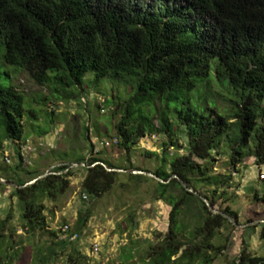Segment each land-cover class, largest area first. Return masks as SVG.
<instances>
[{
	"label": "trees",
	"instance_id": "trees-1",
	"mask_svg": "<svg viewBox=\"0 0 264 264\" xmlns=\"http://www.w3.org/2000/svg\"><path fill=\"white\" fill-rule=\"evenodd\" d=\"M6 67L48 85L59 100L85 98L82 83L88 75L93 84L107 79L129 85L115 124L119 149L128 155L148 134L168 136L160 165L151 172L164 180L176 175L214 207L217 189L231 184L230 174H211L222 140L231 174L247 161L264 164V0H0V150L17 145L16 163L0 164V176L21 185L26 182L21 173L30 179L42 173L22 169L17 144L35 111ZM181 128L184 147L177 142ZM170 146L177 148L169 153ZM99 161L113 167L81 157L75 162L86 166L57 165L55 173L29 186L0 183V190L16 198L22 228L33 233L47 227L45 201L63 195L78 170L84 171L80 190L92 201L116 184L136 193L147 184L152 198L170 209L165 230L154 233L143 263L213 264L227 251L229 236L220 244L214 239L224 225H234L211 213L175 178L164 184L142 174L110 172L94 164ZM121 176L126 182H120ZM209 186L214 188L200 189ZM253 196L264 204V190ZM223 211L237 220L233 210ZM79 212L80 229L89 212ZM10 218L8 213L0 227ZM256 227L264 246V222ZM254 228L243 227L230 264H264V256L249 249ZM3 238L0 234V258L6 254ZM58 242L65 246L67 240ZM127 252L131 258V248Z\"/></svg>",
	"mask_w": 264,
	"mask_h": 264
},
{
	"label": "rangeland",
	"instance_id": "rangeland-1",
	"mask_svg": "<svg viewBox=\"0 0 264 264\" xmlns=\"http://www.w3.org/2000/svg\"><path fill=\"white\" fill-rule=\"evenodd\" d=\"M6 70L35 111L34 118L27 125L24 117L23 137L17 143L24 171H53L56 164H68L81 157H95L118 169L153 171L160 165L162 148L169 145L166 135L148 134L132 146L128 155L117 146L115 124L122 116L120 102L129 94V85L107 79L93 84L88 75L82 83L85 98L59 100L48 85L37 84L26 72L14 71L11 67ZM211 86L214 91L218 90L214 82ZM223 98L225 95L220 100ZM108 99L110 107L105 106ZM219 105L225 104L220 101ZM85 127L88 130L85 131ZM178 135V145L184 147L186 137L182 128ZM16 146L6 145L0 150V164L16 163ZM176 148L170 146L167 152H174ZM223 150L224 140L218 148L220 155L214 161L211 174L224 177L230 174L231 184L217 189L215 208L223 210L228 207L237 213L238 224L255 225L249 233V249L264 256L260 229L256 227L258 223H251L264 219V204L253 198V191L261 193L264 190V179L260 178L264 164L258 166L247 161L240 166V171L231 174L227 159L221 153ZM83 175V170L76 171L63 195L56 201H45L47 227L33 233L22 228L21 208L16 198H11L9 191L0 190V221L11 214L5 226L0 227V234L4 236L2 247L6 249L0 264H4L1 259L9 264H145L142 261L144 250L154 240L155 232L165 230L170 207L154 200L146 191L147 184H143L137 193L116 184L94 201L89 197L83 199L80 190ZM21 176L25 181L31 178L26 172ZM120 178V182L127 180L125 176ZM213 188L200 189L205 192ZM79 211L89 212L84 227L80 229L77 224ZM259 215L262 216L257 217ZM64 224L78 231L76 240L71 241L59 233ZM242 229L236 226L232 229L227 224L220 229L214 244H220L229 236V245L213 264L231 263L239 251ZM58 234L67 240L65 246L58 242L63 240ZM94 243L98 246L96 253L91 252ZM129 248L132 257L126 258Z\"/></svg>",
	"mask_w": 264,
	"mask_h": 264
},
{
	"label": "water",
	"instance_id": "water-1",
	"mask_svg": "<svg viewBox=\"0 0 264 264\" xmlns=\"http://www.w3.org/2000/svg\"><path fill=\"white\" fill-rule=\"evenodd\" d=\"M61 163L56 164L59 165ZM94 164H100L104 167V169H106L107 171L110 172H118V173H132V174H142L145 175L147 177H150L160 183H168L171 179L175 178L179 184L188 192L196 195L204 204L205 206L208 208V210L211 213H215V214H220L223 217H225L232 225L236 226V227H245L247 225H251L250 223H246V224H238L237 221L228 213L224 212L223 210H219L216 209L214 206H212V204L210 203V201L205 198L203 195L199 194L197 191H195L192 187H190L184 180L180 179L179 177H177L176 175H172L170 176L167 180H164L163 178L159 177L158 175H156L155 173L151 172V171H144V170H134V169H118V168H114V167H109L107 166L105 163L99 161V162H95ZM86 166L83 162L77 163V162H70L68 163V168H73L76 166ZM64 172V171H63ZM55 172L50 171L49 169L45 170L44 172H42L41 174L37 175L35 178L30 179L28 181H26L25 183L18 185L15 182L12 181H6L3 177L0 176V183L14 187V188H24L26 186H29L33 183H35L37 180L42 179L43 177L49 175V174H53ZM264 222V219L262 220H256L254 222H251L253 224L255 223H261Z\"/></svg>",
	"mask_w": 264,
	"mask_h": 264
},
{
	"label": "built area",
	"instance_id": "built-area-1",
	"mask_svg": "<svg viewBox=\"0 0 264 264\" xmlns=\"http://www.w3.org/2000/svg\"><path fill=\"white\" fill-rule=\"evenodd\" d=\"M263 169H264V165H263ZM260 178H262V179H264V170L260 173ZM82 197L84 198V199H86L87 198V196L84 194V193H82ZM59 233L62 235H64L67 239H69V240H75L77 237H78V234H77V232H75V231H72V229H71V227L68 225V224H64V225H62V227L60 228V230H59ZM60 234H58L59 235V237H60ZM60 238H62V237H60ZM63 239V238H62ZM98 251V246H97V244H92V246H91V252L92 253H96Z\"/></svg>",
	"mask_w": 264,
	"mask_h": 264
}]
</instances>
